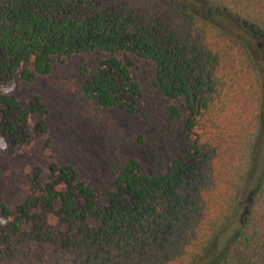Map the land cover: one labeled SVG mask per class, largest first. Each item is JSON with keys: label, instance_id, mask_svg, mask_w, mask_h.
Instances as JSON below:
<instances>
[{"label": "trees", "instance_id": "obj_1", "mask_svg": "<svg viewBox=\"0 0 264 264\" xmlns=\"http://www.w3.org/2000/svg\"><path fill=\"white\" fill-rule=\"evenodd\" d=\"M254 39L264 0H0V142L56 135L28 189L0 161V264H264Z\"/></svg>", "mask_w": 264, "mask_h": 264}, {"label": "rangeland", "instance_id": "obj_2", "mask_svg": "<svg viewBox=\"0 0 264 264\" xmlns=\"http://www.w3.org/2000/svg\"><path fill=\"white\" fill-rule=\"evenodd\" d=\"M194 1V0H193ZM252 46L257 55V63L259 67L260 78L262 80L263 87V97H264V41L259 39H254L252 41ZM147 68V67H146ZM145 68V71H146ZM139 74L144 75L145 73L139 72ZM34 94L29 90H23L20 94V97L24 101H29ZM75 94H69L68 97L72 98ZM264 106V104H263ZM264 108V107H263ZM64 109V107L54 108L50 107L53 118L56 119L57 127L61 123V118L58 117L60 112ZM81 130L88 129V131L95 130L91 125H82L80 126ZM90 133V132H88ZM53 138H56V135H48L45 133H40L37 130L34 119L31 118L28 120L27 124L20 129L19 137L17 138L16 144L11 147V145H5L0 142V161L1 165L5 167L6 170H2L6 172V176L15 180L14 189L18 188L19 180H22L23 186L28 189L27 179H29V175L34 174L33 171L35 169H39V177L41 181H44L49 172L47 171V167L52 163V151L50 148H45L44 145L47 143L53 142ZM100 135H95L93 132L88 136L84 144L85 146V154L82 156V152H78V148L75 147L73 153H77V157L79 161H81V169L82 174L84 176L92 177L93 179L98 176H103V173L97 170V156L93 157L90 153V145H102L99 147L106 148L107 146H103L104 143L101 141ZM264 156V113H263V124L261 127V131L259 133V137L257 140V149L254 157L253 170L250 175L248 182L245 185L244 192L241 196L243 201H247L249 198V194L251 193L252 187L254 185L255 179L258 174L262 170V158ZM128 201V199H127ZM105 199H101V203H106ZM241 216V213L239 214ZM240 217L235 218L230 226L226 229L224 234L222 235V241H224L227 236L233 231V229L239 223Z\"/></svg>", "mask_w": 264, "mask_h": 264}]
</instances>
